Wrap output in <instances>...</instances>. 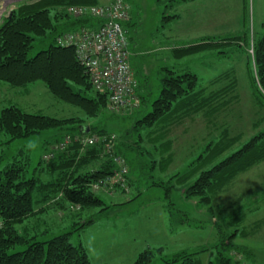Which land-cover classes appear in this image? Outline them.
<instances>
[{
	"label": "trees",
	"instance_id": "16d2710c",
	"mask_svg": "<svg viewBox=\"0 0 264 264\" xmlns=\"http://www.w3.org/2000/svg\"><path fill=\"white\" fill-rule=\"evenodd\" d=\"M115 1L105 4L99 0L26 1L18 5L0 25V82L26 90L29 85L41 82L57 99L79 107L85 114V118H57L27 112L15 104L0 110V133L8 136L2 145L46 131H66L60 137L53 138L56 146L43 152L36 167L37 171L48 175L46 180L30 175L29 164L19 163L17 158L0 170V264H92L84 243L80 241L75 245L70 241V236L96 222L94 215L83 216L86 211L99 208L97 213L101 214L111 206L93 191L92 184L116 171L113 157L122 156L129 165V185L137 193L127 201L130 202L141 194L143 168L148 165L144 155L149 154L151 163L156 166L161 159V165H164L160 168L167 171L172 142L166 137L172 126L194 113L203 112L206 117L213 116L227 103L220 100L235 92L236 79L208 93L199 87L197 74H178L165 67L164 75L159 79V94L151 99V92H145L146 82L139 80L133 72L138 83L136 94L140 106L134 110L132 130L127 129L119 139H115L104 124H85V119H96L108 107L109 95L93 86L85 65L78 59L75 46L61 45L58 39L81 29H96L100 24L91 15L81 18L72 16L67 12V7L107 5ZM174 1L176 4L191 0ZM176 17L178 15L169 16ZM128 20L122 22L123 28L129 24ZM244 37L245 44L251 45L253 50L248 54L252 93L256 103L264 106V22L261 31L251 42L248 34L204 38L174 48L173 56L180 59L209 50H220L242 43ZM36 41L41 48L30 55ZM132 55L131 52V68ZM236 97L234 94L232 99ZM140 130L146 131L142 133ZM88 135H96L100 139L82 148L78 139ZM66 137L71 138L72 142L61 149L59 144ZM145 140L151 143L150 150L141 148ZM240 140V135L231 137L225 131L217 141L208 143L183 173H176L168 179H155L158 181L148 184V188L165 189L162 200L171 223H174L171 216L173 210L177 212L176 224L193 226L196 223L192 222L185 210L176 209L172 201H166L174 189L180 190L187 200H196L198 207L206 208L209 214L207 222L212 223L211 218L218 214L214 210L215 198L239 174L264 161V130L252 135L238 149L221 159ZM51 152L53 157L46 159L45 156ZM137 170L141 177L133 180L130 172ZM53 207L70 211L73 221L71 229L40 240L32 233L35 229L29 222ZM240 223L239 217L227 223L228 226H236L233 229L225 228L218 222L213 223L217 232V240L213 244L181 251L169 258L164 256L163 247L147 248L137 254L132 264H152L158 257L163 264H201L200 254L205 252L210 255L207 264H238L241 260L258 264L254 257L248 261L243 255L245 250L233 241Z\"/></svg>",
	"mask_w": 264,
	"mask_h": 264
},
{
	"label": "rangeland",
	"instance_id": "374dc122",
	"mask_svg": "<svg viewBox=\"0 0 264 264\" xmlns=\"http://www.w3.org/2000/svg\"><path fill=\"white\" fill-rule=\"evenodd\" d=\"M26 1L35 0H19L15 5L17 7ZM99 1L109 3L113 0ZM123 1L130 7L129 24L124 29L131 52L136 53L135 56L134 53L132 55L135 76L146 82L145 92H151V99H155L159 94V79L164 75L165 67L178 74H197L199 87L208 93L227 86L233 79H236L237 87L235 92L220 100L227 103L213 116L206 117L203 112L194 113L172 126L166 137L172 142V155L170 154L167 171L161 170L160 166L164 165H161V159L156 166L151 163L152 157L149 154L144 155V161H147L148 165L143 168L144 180H141L144 191L138 197L127 202L137 195L132 189L125 194L128 198L124 202L126 204L118 206L122 201L111 199L103 195L106 194L104 192H98L111 206L101 214L97 213L99 208L86 211L83 216L87 218L94 215L96 222L82 232L72 233L70 241L75 245L80 241L84 242L92 264H132L139 252L154 246L163 247L164 256L169 258L181 251L213 244L217 240L213 223L218 222L225 225V228L233 229L236 226L231 227L227 223H230L232 218L239 217L241 223L237 226L234 243L245 250L243 255L248 261L254 257L258 264H264V161L239 174L215 198L214 210L218 214L211 218L212 223L207 222V209L198 207L196 200L184 198L178 189H174L166 201H172L176 209L185 210L192 222L196 223L183 227L176 224L175 210L171 214L174 223H171L162 203L157 201L158 197L164 196L165 189L147 187L152 181H158L155 179H168L176 173H183L204 147L217 141L225 131L231 137L240 135L241 140L221 159L238 149L252 135L264 130V106L256 103L252 93L248 70L251 45L245 44V37L242 43L220 50H209L180 59L173 56L174 48L193 44L204 38L218 39L232 34H248L251 42L261 31L264 22V0H198L181 4H175L174 0ZM172 15H178V18H169ZM40 48L36 41L30 55L36 54ZM221 50L224 52L220 53ZM5 85L0 82V110L15 104L31 113H42L57 118H85L79 107L57 99L41 82L29 85L27 90ZM7 86L10 92L7 91ZM234 94L237 97L232 99ZM179 113L182 114V111ZM134 115V110L118 113L112 111L108 105L96 119H85L84 123L104 124L113 138L119 139L124 131L132 130ZM145 131L140 130L142 133ZM65 132L46 131L4 145L2 142H5L8 136L0 133V170L17 158L19 163L29 164L30 175L41 176L46 180L48 175L37 171L36 167L43 152L56 146L52 142L53 138L60 137ZM150 144L145 140L141 148L150 150ZM221 209L222 212L219 213ZM199 220L202 221L198 222ZM72 222L70 211L53 207L32 218L29 225L35 229L32 233L36 234L38 239L47 240L68 232ZM132 252L135 254L133 260ZM209 258V253H201V264H207ZM152 264L163 262L158 257Z\"/></svg>",
	"mask_w": 264,
	"mask_h": 264
},
{
	"label": "built area",
	"instance_id": "2783aa9c",
	"mask_svg": "<svg viewBox=\"0 0 264 264\" xmlns=\"http://www.w3.org/2000/svg\"><path fill=\"white\" fill-rule=\"evenodd\" d=\"M19 0H0V25L16 8ZM67 12L81 18L91 15L99 20L96 29H81L59 37L61 45H74L79 61L85 65L93 86L109 95V105L112 111L126 113L140 106L136 94L137 81L130 65L131 51L122 22L129 19V7L121 0L107 5H71ZM250 53L253 50L250 49ZM100 137L96 135L83 136L78 139L82 148L97 143ZM72 142L66 137L60 144L61 149ZM111 143V142H110ZM53 157V153L45 156ZM117 169L113 174L92 184L94 192L114 194L117 191L130 192L129 165L122 156L113 157ZM238 264H249L241 260Z\"/></svg>",
	"mask_w": 264,
	"mask_h": 264
},
{
	"label": "crops",
	"instance_id": "0c3cea01",
	"mask_svg": "<svg viewBox=\"0 0 264 264\" xmlns=\"http://www.w3.org/2000/svg\"><path fill=\"white\" fill-rule=\"evenodd\" d=\"M198 0H191V1H187V2H182V3H194V2H197ZM101 4H105L106 2H100ZM181 4V3H180ZM178 18V17H177ZM133 53H134V55L133 56H135L136 55V53L133 51ZM131 64H132V69H133V72L135 71L134 70V66H133V60H132V58H131ZM134 74H135V72H134ZM6 86V85H5ZM7 91L8 92H10V90L8 89V86H7ZM139 171L137 170V171H131L130 172V176H131V178L133 179V180H136V178H140L141 176H140V174L138 173ZM143 182H141L140 183V187L143 189ZM141 189V193L144 191V190H142ZM103 195H107L109 198H111V199H113V198H116V199H118V200H120V201H122V203H119L118 204V206H122V205H124V204H126V203H124L125 202V200H127L128 198H126V195L125 194H123V193H120L119 191L118 192H116V193H114V194H108V193H106V194H103ZM124 200V201H123ZM157 201L158 202H160V203H162V205H163V209L165 210V212H166V206H165V204L163 203L164 201L162 200V197H158L157 198ZM162 208H160V210H162ZM91 226V225H90ZM164 226V225H163ZM163 226H162V228H161V230H163ZM183 227V226H182ZM167 228V227H166ZM160 230V231H161ZM164 230H165V227H164ZM83 242V241H82ZM84 243V242H83ZM85 245V244H84ZM86 246V245H85ZM155 247V246H154ZM86 248H87V250H88V247L86 246ZM88 252H89V250H88ZM89 255H90V253H89ZM132 255H133V257H132V260H133V258L135 257L134 255V253L132 252ZM111 258V257H110ZM132 260H129V261H132ZM128 261V262H129Z\"/></svg>",
	"mask_w": 264,
	"mask_h": 264
}]
</instances>
